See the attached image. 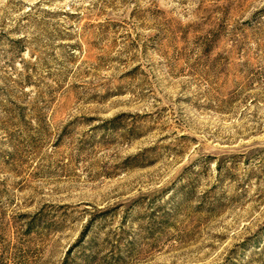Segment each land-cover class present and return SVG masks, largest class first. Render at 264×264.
<instances>
[{"label": "rangeland", "instance_id": "rangeland-1", "mask_svg": "<svg viewBox=\"0 0 264 264\" xmlns=\"http://www.w3.org/2000/svg\"><path fill=\"white\" fill-rule=\"evenodd\" d=\"M0 264H264V0H0Z\"/></svg>", "mask_w": 264, "mask_h": 264}]
</instances>
